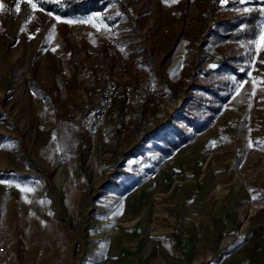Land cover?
<instances>
[{
    "label": "rangeland",
    "instance_id": "rangeland-1",
    "mask_svg": "<svg viewBox=\"0 0 264 264\" xmlns=\"http://www.w3.org/2000/svg\"><path fill=\"white\" fill-rule=\"evenodd\" d=\"M0 3V230L15 263L264 264V0ZM76 20L103 26L127 71L95 60ZM73 60L139 94L105 135Z\"/></svg>",
    "mask_w": 264,
    "mask_h": 264
},
{
    "label": "built area",
    "instance_id": "built-area-1",
    "mask_svg": "<svg viewBox=\"0 0 264 264\" xmlns=\"http://www.w3.org/2000/svg\"><path fill=\"white\" fill-rule=\"evenodd\" d=\"M85 24L87 26H84L81 20H76L73 23L76 37L79 35H86L92 30L99 44L102 45L105 44V42H110V44L113 45L114 41L112 39L107 40L103 26L91 29L93 26L90 22ZM87 53L89 56H95L96 54V52L91 49H88ZM73 63L78 66L79 73L83 79H93L95 81L94 90L100 93L101 101L87 118V122L88 124L102 128L101 132L105 135L103 124L107 111L117 105L118 115L125 118L131 105L139 99V94L130 84L119 85L107 72L108 70L104 63L93 61L87 62L83 66L80 64L79 60H73ZM247 79H249V77H247ZM0 264H17L15 263L14 252L6 248V237L2 230H0ZM53 264H62V262L56 260Z\"/></svg>",
    "mask_w": 264,
    "mask_h": 264
},
{
    "label": "crops",
    "instance_id": "crops-1",
    "mask_svg": "<svg viewBox=\"0 0 264 264\" xmlns=\"http://www.w3.org/2000/svg\"><path fill=\"white\" fill-rule=\"evenodd\" d=\"M97 49H98L97 50L98 55L96 56L95 60L106 62L107 66L111 69V72H113L115 75L116 74L120 75L121 73H124V71H127V69H128L126 67L127 65H125V62H123L121 60V58H119L115 54V49H113L112 47H109L108 42H105V45L100 44V46H97ZM84 53H85V50H82V54H84ZM134 84H136V83H134ZM94 85H95V81L93 79L88 80V82H86V85H85L86 86L85 91L87 93L89 92L91 94V96L95 95V97H96V100L94 102V106L91 109V111H93L101 101L100 93L98 91L94 90V88H93ZM88 88H91V89L88 90ZM114 113H115L114 108H110L107 111L105 117L109 118ZM6 248L11 249L7 244H6ZM15 259H17L16 255H15Z\"/></svg>",
    "mask_w": 264,
    "mask_h": 264
},
{
    "label": "snow or ice",
    "instance_id": "snow-or-ice-1",
    "mask_svg": "<svg viewBox=\"0 0 264 264\" xmlns=\"http://www.w3.org/2000/svg\"><path fill=\"white\" fill-rule=\"evenodd\" d=\"M31 2H32V0H29V3H31ZM173 2H175V0H173ZM32 7H33V9H35L36 5L32 4ZM2 8H3V4L0 3V9H2ZM261 42H262V44H264V34H262V36H261Z\"/></svg>",
    "mask_w": 264,
    "mask_h": 264
},
{
    "label": "trees",
    "instance_id": "trees-1",
    "mask_svg": "<svg viewBox=\"0 0 264 264\" xmlns=\"http://www.w3.org/2000/svg\"><path fill=\"white\" fill-rule=\"evenodd\" d=\"M64 6H72L73 7V0H62Z\"/></svg>",
    "mask_w": 264,
    "mask_h": 264
},
{
    "label": "bare ground",
    "instance_id": "bare-ground-1",
    "mask_svg": "<svg viewBox=\"0 0 264 264\" xmlns=\"http://www.w3.org/2000/svg\"><path fill=\"white\" fill-rule=\"evenodd\" d=\"M86 264H89V262H87Z\"/></svg>",
    "mask_w": 264,
    "mask_h": 264
}]
</instances>
